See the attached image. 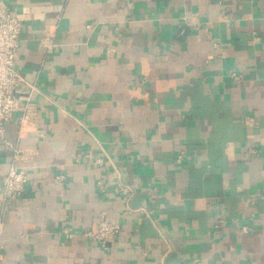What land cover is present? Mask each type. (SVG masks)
<instances>
[{
    "label": "crops",
    "instance_id": "0c3cea01",
    "mask_svg": "<svg viewBox=\"0 0 264 264\" xmlns=\"http://www.w3.org/2000/svg\"><path fill=\"white\" fill-rule=\"evenodd\" d=\"M3 1L24 84L0 264H264V0ZM8 144L27 185L3 206Z\"/></svg>",
    "mask_w": 264,
    "mask_h": 264
},
{
    "label": "built area",
    "instance_id": "2783aa9c",
    "mask_svg": "<svg viewBox=\"0 0 264 264\" xmlns=\"http://www.w3.org/2000/svg\"><path fill=\"white\" fill-rule=\"evenodd\" d=\"M20 31L21 21L10 7L3 0H0V141H4L5 127L12 121L14 114L23 110L18 102L17 94L20 87L24 84V80L16 71ZM232 78L236 81L239 79L235 75H232ZM31 92L32 88L28 86V95ZM22 119L25 120L27 117L24 116ZM8 147L12 152V156L1 186L3 206L9 201L20 198L24 194L27 185L26 171L19 165L21 152L15 146L12 147L8 144ZM85 158H93V156L87 154ZM94 162L100 164L102 161L100 158H96ZM57 179L62 181L63 178L59 177ZM99 186L104 189L101 183H99ZM116 187L122 195V203L128 212V205L132 199L133 192L130 188L121 184ZM2 231L3 222L0 217V234ZM119 231V225L108 222L101 216L98 220L96 233H87L85 235L94 239L104 248L108 243L115 240ZM70 237V235H67V238Z\"/></svg>",
    "mask_w": 264,
    "mask_h": 264
}]
</instances>
